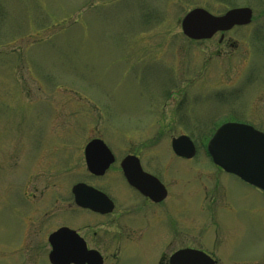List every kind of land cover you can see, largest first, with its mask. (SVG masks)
Wrapping results in <instances>:
<instances>
[{
  "label": "rangeland",
  "instance_id": "obj_1",
  "mask_svg": "<svg viewBox=\"0 0 264 264\" xmlns=\"http://www.w3.org/2000/svg\"><path fill=\"white\" fill-rule=\"evenodd\" d=\"M198 8L214 16L250 8L253 19L222 41L220 33L189 41L181 21ZM232 122L264 133V0H0V264H51L48 252L19 251L21 185L29 194L35 178L42 191L49 179L58 185L63 199L42 203L51 216L43 239L67 221L60 210L83 177L76 149L61 157L59 144L93 137L114 150L149 143L168 156L176 207L197 222L186 245L219 264H264V193L220 174L207 151ZM179 136L196 145L195 161L173 157ZM208 180L224 190L214 222L201 210ZM161 228L170 236L166 221ZM162 235L146 231L118 264H157Z\"/></svg>",
  "mask_w": 264,
  "mask_h": 264
},
{
  "label": "flooded vegetation",
  "instance_id": "obj_2",
  "mask_svg": "<svg viewBox=\"0 0 264 264\" xmlns=\"http://www.w3.org/2000/svg\"><path fill=\"white\" fill-rule=\"evenodd\" d=\"M96 141L103 142L111 155L105 154L102 147L89 149ZM67 143L59 144L64 146L58 151L60 156L68 157L73 149H76L75 153L80 157L83 166L79 169L83 177L72 185L66 196L67 200L65 199L66 207L60 210L67 221L60 225L56 223L59 226L50 233L45 230L42 239L43 223L51 217L50 213L43 211L49 206L42 207V203L59 202L62 196L58 194V190H55L58 185L54 184V179H49L53 181L52 185L42 191L38 187L39 179L35 178L33 180L35 185L30 194L25 193V188L21 185L20 194L25 207L20 215L22 228L18 236L19 251L33 258L41 257L44 252H48L49 257L52 251L50 237L61 228H67L78 236L79 239L69 238L65 243L69 247L68 256L78 257L83 264H97L99 258L102 260L100 264H118L121 255L127 252L128 247L141 241L146 231L152 229H155L156 233L163 234L162 249L157 264H170L171 257L177 252L194 249L191 245H186L185 235L186 229L195 227L197 222L193 223L195 220L181 217L182 209L176 207L177 198L173 190L176 188V179H173L174 185L171 186L167 176L168 156L160 153L161 149L153 150L154 145L149 143L131 142L123 143L114 150L104 139L98 137L87 139L78 147H73L70 142ZM197 156L198 153L191 159H183L173 154L174 158L189 162L195 161ZM111 159L112 162L102 174L92 172L88 162L91 161V164L98 167L96 168L98 171ZM125 165L132 169L135 175L134 182L141 186L137 187L129 183L125 176ZM215 168L220 174H226L220 168L216 166ZM193 176L201 178L203 174L196 173ZM210 181L208 180L207 185L199 186L200 191L203 192L201 210L210 214L209 217L214 222L213 212L224 190L221 191L219 186L210 187L212 183ZM78 185L83 186L82 201L85 207L76 203L73 189ZM164 221L170 236H167L161 228Z\"/></svg>",
  "mask_w": 264,
  "mask_h": 264
},
{
  "label": "water",
  "instance_id": "obj_3",
  "mask_svg": "<svg viewBox=\"0 0 264 264\" xmlns=\"http://www.w3.org/2000/svg\"><path fill=\"white\" fill-rule=\"evenodd\" d=\"M253 12L249 8L234 9L223 16H214L204 9H195L189 12L181 21L184 36L191 41L211 40L217 33H225L235 26H246L252 21ZM223 40V37L221 38ZM102 147L105 154L110 152L102 142H93L89 149ZM172 149L177 156L192 158L196 149L188 137L173 139ZM213 162L225 172L239 177L244 182L264 191V134L250 126L229 123L220 127L207 146ZM87 151V157H89ZM111 155V154H109ZM92 172L102 174L112 159L106 161L105 167L98 170L91 161H88ZM127 164V163H126ZM125 176L130 184L141 186L134 182L135 175L127 165L124 166ZM82 185L73 189L77 205L85 207L82 201ZM79 239L75 232L63 228L50 237L52 251L49 256L51 264H83L78 257L68 256V239ZM101 258L97 259L100 264ZM171 264H216L206 254L198 251L184 250L175 254Z\"/></svg>",
  "mask_w": 264,
  "mask_h": 264
}]
</instances>
